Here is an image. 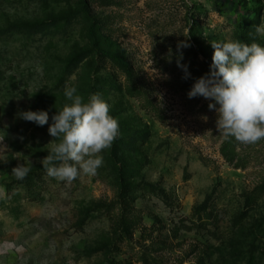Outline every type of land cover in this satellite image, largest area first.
<instances>
[{"label":"rangeland","instance_id":"1","mask_svg":"<svg viewBox=\"0 0 264 264\" xmlns=\"http://www.w3.org/2000/svg\"><path fill=\"white\" fill-rule=\"evenodd\" d=\"M230 40L264 45V0H0V264H264V140L224 139L186 95ZM66 86L120 129L70 184L41 164Z\"/></svg>","mask_w":264,"mask_h":264},{"label":"clouds","instance_id":"2","mask_svg":"<svg viewBox=\"0 0 264 264\" xmlns=\"http://www.w3.org/2000/svg\"><path fill=\"white\" fill-rule=\"evenodd\" d=\"M210 43L213 52L209 71L195 80L187 97L210 101L207 107L214 110L216 127L224 139L245 145L264 140V45L239 40ZM189 46L186 41L178 45ZM177 66L187 78V66L179 61ZM63 95L68 103L52 115L50 124L45 110L21 111L17 115L37 126L48 124L49 136L59 142L42 159V167L48 177L70 184L80 173L96 174L104 162L101 153L111 148L120 129L118 120L110 114V105L100 94L91 93L85 99L75 86H66ZM31 167L30 163L18 164L11 174L23 180ZM6 196L0 186V198Z\"/></svg>","mask_w":264,"mask_h":264},{"label":"trees","instance_id":"3","mask_svg":"<svg viewBox=\"0 0 264 264\" xmlns=\"http://www.w3.org/2000/svg\"><path fill=\"white\" fill-rule=\"evenodd\" d=\"M93 27H94V25L91 24L90 27H89V29H88V37L90 39H94L95 38V34H94V31H93ZM108 57H110V56H108ZM111 59H113L116 63H118V60L116 58H111Z\"/></svg>","mask_w":264,"mask_h":264}]
</instances>
